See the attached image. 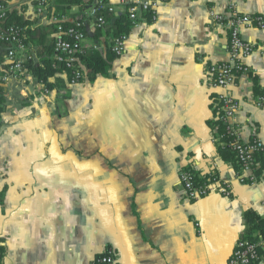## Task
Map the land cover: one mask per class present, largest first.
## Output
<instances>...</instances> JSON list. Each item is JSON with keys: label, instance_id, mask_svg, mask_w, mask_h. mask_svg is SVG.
I'll list each match as a JSON object with an SVG mask.
<instances>
[{"label": "crops", "instance_id": "0c3cea01", "mask_svg": "<svg viewBox=\"0 0 264 264\" xmlns=\"http://www.w3.org/2000/svg\"><path fill=\"white\" fill-rule=\"evenodd\" d=\"M108 1L125 14L133 0ZM232 4L264 18V0H168L156 21L130 30L106 75L76 85L60 75L48 94L24 80L2 88L0 264H92L108 250L116 264H228L247 234L245 211L264 218V172L241 182L217 142L207 71L228 60L229 31L211 13L230 16ZM25 13L37 19L31 4ZM37 21L43 32L52 23ZM107 28L88 36L104 57ZM242 35L255 51L230 93L242 140L264 145V29ZM56 113L55 129L74 127V144L53 140ZM188 167L200 177L215 170L230 195L187 199L179 180Z\"/></svg>", "mask_w": 264, "mask_h": 264}, {"label": "built area", "instance_id": "2783aa9c", "mask_svg": "<svg viewBox=\"0 0 264 264\" xmlns=\"http://www.w3.org/2000/svg\"><path fill=\"white\" fill-rule=\"evenodd\" d=\"M15 2L0 3V88L7 86L13 81H25L31 89L39 90V93L48 94L47 89L33 76L26 66L30 60H36L34 48L24 43L21 29L16 27L3 28L8 16V11L16 4L28 5L31 0H14ZM39 4L34 8L35 17L50 20L52 23L69 22L71 27L63 29L58 27L55 35L54 55L58 66L66 68L64 76L70 85H76L88 78V71L80 62V57L88 51L96 49L89 42V33L103 31L111 21L108 18L117 12L118 8L106 0H93V5L85 9L76 17L67 12L62 16L48 15L46 10L47 0H38ZM168 0H133L124 6V12L130 21V30L142 25L146 16L153 21L157 20L158 10L166 5ZM211 16L229 31V58L226 62L213 64L207 73L210 77V85L215 95V108L218 120L225 126L228 135L234 140L229 144L235 151L239 162V179L245 183L248 180H257L256 172L259 170V156L264 151V145L259 139L244 142L239 133L238 117L241 112L240 103L231 95L230 89L236 86L239 75L248 72L246 60L255 51L254 46L246 41L242 30L246 28L259 27L264 29V18L241 14L235 4L230 7V16L218 15L212 12ZM129 34L110 37V47L116 57H122L126 53ZM36 63V62H35ZM27 90V89H26ZM32 94L36 91L28 89ZM264 103V96L260 97L259 104ZM222 141L218 135L217 142ZM246 173H255L252 177H246ZM195 172L180 173V185L186 193L187 199L197 201L207 197L213 189L229 196V186L221 179L216 178L214 182H206L197 186ZM197 227H200L197 224ZM92 264H116L113 250H108L104 255L96 258ZM228 264H264V235L259 239L251 240L242 238L238 241L229 258Z\"/></svg>", "mask_w": 264, "mask_h": 264}, {"label": "trees", "instance_id": "16d2710c", "mask_svg": "<svg viewBox=\"0 0 264 264\" xmlns=\"http://www.w3.org/2000/svg\"><path fill=\"white\" fill-rule=\"evenodd\" d=\"M10 2L13 3L14 0H0V3L3 4H8ZM30 4L33 8H36L39 1L31 0ZM91 5H93V0H47L46 10L48 15L60 17L69 12L74 6H82L87 9ZM26 8L27 5L24 4L14 5V7L8 11V16L2 26L4 29L6 27H16L21 29V35L25 38L24 43L35 50L36 60L28 61L26 66L38 82L44 84L47 89L53 91L58 87L55 79H57L58 76L63 75L64 72H68L65 71L66 68L64 66H58L53 59L55 35L58 32L59 26H62L63 29L66 30L71 27V23H51L48 27L49 29L46 32H43L42 26L38 25V18L32 19L25 16ZM108 18L111 21V25H109L107 31L104 33L106 37H117L130 32V21L126 14L115 13L110 15ZM102 32L103 31L101 30L95 31V39L102 37ZM115 57L116 56L113 54L109 43L107 57H104L96 46V49L88 51L85 55L81 56L80 62L88 71V78L93 80L99 75H106L109 63L114 60ZM1 90L2 88L0 91ZM215 127L218 130V135L222 136V141L218 142L220 154L224 160H230L236 167H239L240 165L236 153L229 145L234 139L228 135L226 126L221 121H216ZM182 171L195 172L191 167L183 169ZM263 172L264 164L256 172V176L260 177ZM195 177L197 186L206 182H214L216 181V178H218L215 170L202 177L196 173ZM244 219L248 227L247 234L245 236L246 238L255 241V239H259V237L264 235L263 217L259 216L254 210L248 209L244 213Z\"/></svg>", "mask_w": 264, "mask_h": 264}, {"label": "rangeland", "instance_id": "374dc122", "mask_svg": "<svg viewBox=\"0 0 264 264\" xmlns=\"http://www.w3.org/2000/svg\"><path fill=\"white\" fill-rule=\"evenodd\" d=\"M58 113H56V115L54 117H52V121H53V126H54V130H53V140L56 142H59L61 140V137L63 138V141L65 143L69 144H74L75 140H76V135L74 133V127H68L67 128V132H63L62 134L59 133L55 128H57V126L55 125L56 123H58ZM58 125V124H57ZM59 152V151H56ZM67 155L69 157H74L75 156V151L74 150H68L67 151Z\"/></svg>", "mask_w": 264, "mask_h": 264}]
</instances>
